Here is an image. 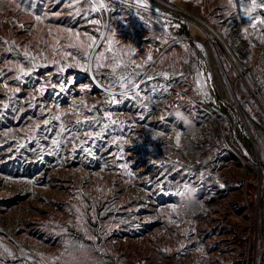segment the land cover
Segmentation results:
<instances>
[{"label": "rangeland", "instance_id": "374dc122", "mask_svg": "<svg viewBox=\"0 0 264 264\" xmlns=\"http://www.w3.org/2000/svg\"><path fill=\"white\" fill-rule=\"evenodd\" d=\"M171 1L222 34L264 96V26L253 29L241 21L228 0ZM92 2L106 7L90 12L84 0H24L20 9V0L0 3V264H264L259 101L207 35V41L192 36V29L191 37L178 35L185 25L158 12L150 0L148 10L135 6L136 0ZM85 34L107 45L110 51H96H105L108 64V57L124 54L129 65L117 75L136 70L152 77L139 86L146 108L120 95L124 89L113 85L109 67L95 70L93 63V71H56L54 60L84 63L63 53L75 55L77 49L67 45L87 44ZM25 49L43 54L36 63L48 66L21 84L13 65L31 66ZM210 52L233 84L234 98H226L212 79ZM37 80H51L55 87L39 95L33 91ZM58 81L69 82L67 92ZM18 84L21 90L13 94ZM161 86L167 87L163 97L148 103L151 89ZM33 95L36 107H29ZM45 107L49 111L42 114ZM176 110L186 122H167ZM55 115L61 120L44 124ZM61 124L79 129L74 134L82 140L61 143L57 150L52 140L62 139ZM85 130L93 135L85 137ZM81 142L89 153L81 151Z\"/></svg>", "mask_w": 264, "mask_h": 264}, {"label": "snow or ice", "instance_id": "6c2138e0", "mask_svg": "<svg viewBox=\"0 0 264 264\" xmlns=\"http://www.w3.org/2000/svg\"><path fill=\"white\" fill-rule=\"evenodd\" d=\"M3 0H0V3H2ZM24 2V0H20V3L16 4V8L20 9L21 8V4ZM71 2V0H69V3ZM84 3L86 4H90V12H97L100 10H104L105 9V4L104 3H99V4H95L92 2V0H84ZM139 8H143L144 10H148L149 9V4L147 2V0H136V5ZM31 7V6H30ZM228 8L229 9H235L238 8V13L236 14L238 16V18L247 23L248 25H250L253 29H257V26H264V19H262V15L264 14H260L257 13L258 9H264V0H228ZM80 9L76 10V15H80ZM254 13H257L254 15ZM88 15H90V13H88ZM35 20L37 22H41L42 21V16L40 14H36L35 15ZM93 24H98L99 20L97 19H93L91 21ZM178 26V25H177ZM20 27H24L23 25H20ZM105 27H107V25H105ZM65 31H68L67 29H65ZM245 34L247 35L249 32L248 28L244 29ZM76 36L79 37V33H76ZM86 36V40L88 41L87 44L84 43H78V44H72L69 43L67 45V47L69 48H73V49H77V52L75 55H73V53L71 52H64L63 55L66 58H71V59H76V56H80L81 59H83L84 63L81 64L80 60H76L75 64H69L66 61L64 63H61L60 61H53V65L56 66V71L58 73H63L66 71V69L68 67H80L83 70L86 71H93V63H95V70H99L101 67H109L111 69V75H112V83L113 85L115 84H119L120 88L124 89V91H122L120 93L121 96H132L134 97L138 102H139V106L141 108H146L147 105L144 103V98L140 96V92L143 91V89L139 88V84L144 82L145 79L147 80H151L152 77H146V74H142L140 71H136L133 70L131 72H128L126 74L122 73L117 75V69L121 66L127 68L129 65V61H125L124 60V54L121 53L120 55H116L113 54L111 57H108V59H110L112 61L111 64H108L107 62H105V51H110V49H108L107 45L105 44H101V45H97L96 44V40L92 35H87ZM101 36H103L104 41H111V38L108 36H104L103 33H101ZM99 47H104L105 51H99L97 52L96 49ZM13 47H9L8 51H12ZM47 51V47L45 48V52ZM54 51H56L57 55H60V49H54ZM41 55L43 54H31L29 50L25 49L23 51V56L25 57V59L29 60L31 62V66L26 68L25 65L21 62H15L13 67L16 71V75L14 76L15 81L19 82V83H26V81L24 80V77H30L32 76V73L34 70H36L38 67H47L48 65L46 63L44 64H37L36 61L38 59L41 58ZM43 58L46 60L47 57L46 55L43 56ZM148 60H151V56L149 55ZM131 63L134 64V61H131ZM140 66H137V68H139ZM12 69H10L11 71ZM165 77L167 76V74H164ZM137 77L139 79H137ZM210 79V77H209ZM60 84V90L61 92H67L68 90V81H64V82H59ZM199 83V81H198ZM52 86L55 87V85L52 84L51 80H44L43 82L37 80V84L34 85L33 87V91L35 93H38L39 95H43L44 91L47 87ZM5 87L7 88L8 85L5 84ZM20 87L19 84L11 89V91L14 93H18L20 92ZM83 90V89H82ZM167 91V87L166 86H161L160 88H152L151 89V93L152 95L148 97V103L150 104H156L157 101H159L164 93ZM156 93H159V95H156ZM58 95V94H57ZM109 95L113 97V102H116L115 100V93L109 91ZM11 99V97H10ZM36 100V96L33 95L31 98V101H29V107H36V104L33 103V101ZM83 103V102H82ZM73 105L75 106V101H73ZM4 108H8L9 105L8 104H4L3 105ZM14 111H19V109H14ZM41 113L43 114L44 112L49 111L46 107L45 108H41L40 109ZM65 115H68L67 113H65ZM170 114H165V116H162V120L166 119V117H168ZM143 115L141 116V119H143ZM57 120L60 121L61 120V116L59 115H55V116H46L44 119V124L47 125L51 120ZM168 123H179V121L173 117L171 119V122H169V119L167 120ZM77 124H80L81 121L77 120L76 121ZM96 123H99V121H96L94 124L90 125V127H94ZM113 124H115V121H112ZM37 127H39L37 125ZM104 128L107 127V125L103 126ZM75 132H78L79 129L73 130V129H69V128H65L63 124L60 125V133L62 136L61 140H52V144L56 147V149L58 150L60 147L61 143H73L77 141V140H82V138L79 135H75ZM67 133V136H64L63 134ZM93 134L87 130H85L84 132V136L85 137H90ZM97 137H99L101 135L100 132L96 133ZM175 141L176 144L179 145L180 143V131H177V135L175 137ZM80 148L81 151L85 152V153H89L90 149L87 147L83 146V142H81L80 144ZM73 152L76 151L75 146H73L72 149ZM220 187H223V185H220ZM169 195H171V193H169ZM5 252H7L8 255H12V253L5 249Z\"/></svg>", "mask_w": 264, "mask_h": 264}, {"label": "bare ground", "instance_id": "6f19581e", "mask_svg": "<svg viewBox=\"0 0 264 264\" xmlns=\"http://www.w3.org/2000/svg\"><path fill=\"white\" fill-rule=\"evenodd\" d=\"M172 4L170 6L176 10L177 14L183 18H187L188 23L191 24V29L193 31V36L199 40L207 41L206 35L208 34L205 32V27L208 30L217 31L209 22H207L201 15L187 10L186 8L174 3L171 1ZM218 32V31H217ZM219 33V32H218ZM219 38L221 42L225 45H228L225 38L222 34L219 33ZM208 40L211 45H213L208 37ZM214 46V45H213ZM216 47V46H215ZM217 48V47H216ZM209 65L211 67V77L216 82L218 87L221 89L223 95L226 98H234L235 96V89L231 82H228V75L225 73L222 63L218 59L217 54L214 52L209 53ZM208 79V78H207ZM211 79V78H210ZM89 82H93V78H89Z\"/></svg>", "mask_w": 264, "mask_h": 264}, {"label": "built area", "instance_id": "2783aa9c", "mask_svg": "<svg viewBox=\"0 0 264 264\" xmlns=\"http://www.w3.org/2000/svg\"><path fill=\"white\" fill-rule=\"evenodd\" d=\"M150 1L153 3L154 8L158 12L165 13L171 16L173 19L178 20L182 25H185L191 31V24L188 23L187 18H183L179 16L176 10H174V8L170 6V4H172L171 0H150ZM205 32L208 34L211 43L225 52L226 57L231 62V66L239 72L240 77L248 85L253 95L257 98L260 105L264 109V96L260 88L253 80V78L250 76V74L247 71H245L244 66L241 64V61L233 52V50L230 48V46L225 45L223 42H221V39L219 38V33L217 31L208 30L207 27H205ZM23 264H34V263L28 260H24Z\"/></svg>", "mask_w": 264, "mask_h": 264}, {"label": "trees", "instance_id": "16d2710c", "mask_svg": "<svg viewBox=\"0 0 264 264\" xmlns=\"http://www.w3.org/2000/svg\"><path fill=\"white\" fill-rule=\"evenodd\" d=\"M178 35H183V36H187V37H191V32H190V30L188 29V28H186L185 26H183L179 31H178ZM50 61L51 60H53V59H55V55H51L50 56ZM48 60V59H47ZM46 60V61H47ZM141 85V83L139 84V86ZM221 109H226L225 107H223V106H221L220 107ZM247 147H248V150H249V152H251V153H254V147H253V145H252V143L251 142H248L247 143Z\"/></svg>", "mask_w": 264, "mask_h": 264}, {"label": "clouds", "instance_id": "9594fccd", "mask_svg": "<svg viewBox=\"0 0 264 264\" xmlns=\"http://www.w3.org/2000/svg\"><path fill=\"white\" fill-rule=\"evenodd\" d=\"M173 115L176 117L177 120L179 121H185L187 120V117L185 116V114L180 111V110H176Z\"/></svg>", "mask_w": 264, "mask_h": 264}]
</instances>
